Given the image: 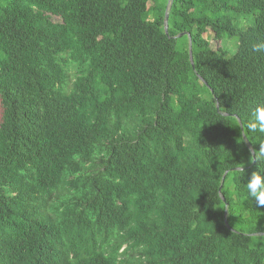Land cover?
I'll return each instance as SVG.
<instances>
[{
    "label": "trees",
    "instance_id": "obj_1",
    "mask_svg": "<svg viewBox=\"0 0 264 264\" xmlns=\"http://www.w3.org/2000/svg\"><path fill=\"white\" fill-rule=\"evenodd\" d=\"M168 5L0 0V264H264V0Z\"/></svg>",
    "mask_w": 264,
    "mask_h": 264
},
{
    "label": "clouds",
    "instance_id": "obj_2",
    "mask_svg": "<svg viewBox=\"0 0 264 264\" xmlns=\"http://www.w3.org/2000/svg\"><path fill=\"white\" fill-rule=\"evenodd\" d=\"M251 51L253 53H264V40L253 43ZM247 129L251 132L264 134V103H260L251 109ZM249 160L257 163L258 171L253 172L247 178L244 185V195L254 201L257 207H261L264 206V142L260 143L258 150L250 152Z\"/></svg>",
    "mask_w": 264,
    "mask_h": 264
},
{
    "label": "rangeland",
    "instance_id": "obj_3",
    "mask_svg": "<svg viewBox=\"0 0 264 264\" xmlns=\"http://www.w3.org/2000/svg\"><path fill=\"white\" fill-rule=\"evenodd\" d=\"M253 17V14H251V18ZM54 20H58V18H54ZM206 35H210V37L212 36V32L209 30ZM211 39V43L214 47H217L221 42H216L214 39L210 38ZM231 40V41H230ZM233 39H229V40H224L222 42V45H224L225 47H228L230 49H232V51H235V47H234V43H233ZM2 113H3V108H2V105H1V102H0V122L2 120Z\"/></svg>",
    "mask_w": 264,
    "mask_h": 264
},
{
    "label": "water",
    "instance_id": "obj_4",
    "mask_svg": "<svg viewBox=\"0 0 264 264\" xmlns=\"http://www.w3.org/2000/svg\"><path fill=\"white\" fill-rule=\"evenodd\" d=\"M171 3H172V0H169V5H168V9L170 8V6H171ZM168 16H169V14H168V10L166 11V19H165V28H166V30H168ZM190 55H191V60H192V62H193V57H192V53H191V51H190ZM194 65V64H193ZM240 123H241V121H240ZM242 124V123H241ZM252 151H253V149H252ZM224 178V177H223Z\"/></svg>",
    "mask_w": 264,
    "mask_h": 264
}]
</instances>
